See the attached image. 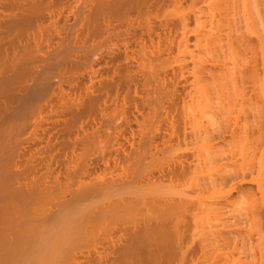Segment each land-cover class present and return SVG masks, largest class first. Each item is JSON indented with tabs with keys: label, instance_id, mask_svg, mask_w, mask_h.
Instances as JSON below:
<instances>
[{
	"label": "bare ground",
	"instance_id": "1",
	"mask_svg": "<svg viewBox=\"0 0 264 264\" xmlns=\"http://www.w3.org/2000/svg\"><path fill=\"white\" fill-rule=\"evenodd\" d=\"M263 213L264 0H0V264H264Z\"/></svg>",
	"mask_w": 264,
	"mask_h": 264
},
{
	"label": "rangeland",
	"instance_id": "2",
	"mask_svg": "<svg viewBox=\"0 0 264 264\" xmlns=\"http://www.w3.org/2000/svg\"><path fill=\"white\" fill-rule=\"evenodd\" d=\"M205 4L206 3L200 2V3H198V7H204L206 9ZM214 70L217 71L218 69H215V67H214L212 69V71H214ZM230 140H231V136L227 135L226 136V141L228 142ZM220 145H224L223 142H221ZM246 178L249 181L250 175H248V177H246ZM241 180H242V176H241V174H239V176L237 178L232 177V178H229L226 181L227 188L231 187L232 185H236L238 187V191L235 192L233 197H232L233 200H235L237 202L239 201L240 197L246 196L249 193H253L254 192V193L257 194L256 187L252 183L248 182V183L242 184ZM227 207H228V209H227L228 213H230V211H232L234 209L233 205H228ZM226 220L229 223H232V224L234 223V219L232 217H228ZM263 225H264V213H263ZM235 233L236 232H233V231L232 232H226L227 235L235 234ZM242 233L245 234V231L243 230ZM253 242H254V244H257V242H258V236L256 234L254 235ZM256 251H257L256 252L257 259L255 260V262H256V264H262L260 255L258 254V250L256 249ZM246 258H249V257L246 256V254H240V253L237 252L233 256L230 257V260L233 261L235 259H246ZM37 264H54V263L52 261L50 262V260H44V261L38 262Z\"/></svg>",
	"mask_w": 264,
	"mask_h": 264
}]
</instances>
